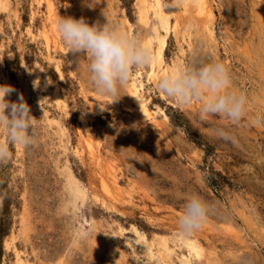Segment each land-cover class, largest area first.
<instances>
[{
  "label": "rangeland",
  "instance_id": "obj_1",
  "mask_svg": "<svg viewBox=\"0 0 264 264\" xmlns=\"http://www.w3.org/2000/svg\"><path fill=\"white\" fill-rule=\"evenodd\" d=\"M46 1L10 0L4 9L0 0V70L15 88L8 99L23 94L29 107L39 103L58 122L50 125L30 108L41 122L34 143L10 144L11 158L0 162V264H15V250L26 264H158L140 247L133 255L118 229L134 225L149 240L171 239L183 197L191 193L211 205L203 227L185 236L201 244L203 255L190 258L179 248L169 264H186L182 257L190 264H264V1L208 0L213 36L203 31L188 38L182 27L172 28L175 0H161L171 15L164 63L219 59L249 105L237 122L219 115L201 121L196 104L180 107L158 90L159 76L149 80L147 66L139 80L148 107L157 113L154 123L141 116L126 87L115 98L96 94L86 53L77 57L65 45ZM51 1L59 16L83 17L89 24L106 22L103 12L142 37L152 26L161 29L153 12L148 27L140 21L137 0ZM178 11L183 14L182 6ZM191 16L199 19L194 10ZM38 82L47 89L40 90ZM218 127L235 142L216 137ZM66 166L87 190L76 212L69 207ZM108 171L132 200L128 208L106 210L96 202L95 196L104 197L100 179ZM103 233L111 247L99 241Z\"/></svg>",
  "mask_w": 264,
  "mask_h": 264
},
{
  "label": "clouds",
  "instance_id": "obj_2",
  "mask_svg": "<svg viewBox=\"0 0 264 264\" xmlns=\"http://www.w3.org/2000/svg\"><path fill=\"white\" fill-rule=\"evenodd\" d=\"M181 6V0H175ZM106 17L89 24L85 18L58 16L56 28L65 45L72 53H86V73L93 90L101 97H118L134 78L135 71L155 62L153 49L145 39L127 31L119 23ZM186 29L196 31L197 22L189 19ZM158 90L178 106L197 105L201 121H208L219 115L232 122L239 121L248 111V97L234 88L232 76L226 64L212 59L202 64L178 65L161 74L156 83ZM15 91L13 85L0 84V162L11 158L10 144L28 147L35 141L40 119L30 113V107L23 94L16 101L8 99ZM260 122L264 123V120ZM213 134L226 141H234L230 131L223 127ZM211 205L199 194L183 197L180 212L176 218V235L188 236L198 231L207 222Z\"/></svg>",
  "mask_w": 264,
  "mask_h": 264
},
{
  "label": "bare ground",
  "instance_id": "obj_3",
  "mask_svg": "<svg viewBox=\"0 0 264 264\" xmlns=\"http://www.w3.org/2000/svg\"><path fill=\"white\" fill-rule=\"evenodd\" d=\"M257 1L262 2L264 0H257ZM46 2H47L49 13L52 16L53 21L55 23V20L59 16V13L51 0H47ZM137 3L139 6L138 16L140 18V21L146 27H148L149 21H148L147 15L149 12H153L155 17H157L159 20L161 29L165 33V35H161L160 33L161 29L157 26H152L150 28V32L149 33L147 32L145 36L143 37L145 39V42L148 43L150 47L153 49L155 56H156L155 62L149 65L148 75H149V80H151L152 78L156 76H160L161 74L166 73L170 69L178 66L176 62L178 59L175 60L173 64H170V65L164 63V60H163V53L167 46V36L170 30L169 25H170L171 15L169 16V14H167L164 11L161 0H137ZM181 6H182V13H183L182 15L179 14L178 7L176 6H174V11H172L174 18H175V23L172 28L175 32L178 31L182 27L183 28L182 35L188 38L192 36V33H195V35H197L198 33L203 32V31L204 32L206 31V33H209L210 36H213V31L210 29V19L212 17V11H211L208 0H181ZM3 7L4 9H9L10 0H4ZM192 10H194V12L196 13L199 19L191 16ZM189 19H194L197 22L196 31H189L186 29V22ZM1 33L2 31H0V34ZM53 42L57 44L56 40H54ZM178 61H180V59ZM22 64L24 63L22 62ZM139 78H141V72L138 70L135 72L134 78L127 85L126 91L129 96V99L136 105L141 116L151 121L152 123H154L157 120L154 114H157V113H154L148 107L147 104L150 99L146 98L144 94L142 93L144 85L139 80ZM0 80L2 81L3 84H10V79H9L8 74L3 73L1 70H0ZM48 82H49L48 84H53L50 81ZM38 85L40 87V90L47 89L45 88L46 84H42L41 82H38ZM30 108L32 111H36L39 114H43V116L46 118L45 120L48 121L50 125L53 123L58 124L56 120L50 119V117L47 115V112L44 111V109L39 105V103L32 104ZM159 112H160V115L163 117V119L166 120L167 117L163 113V111L159 110ZM83 126L84 128H86L84 124ZM81 130L82 129L79 130L80 133H81ZM59 131H61L62 133L64 132L62 128H60ZM88 148L91 149V151L93 150L90 143L88 144ZM93 162H95L96 165H100L101 159L95 156V158H93ZM65 170H66L65 171V184H66L65 186H66V192L68 193V196H69V207L72 209V211L76 212L79 210V205H83L84 202L87 200L88 198L87 190L73 176V174L70 172L67 166ZM100 185L104 193L103 195L104 197L102 198V196L101 197L95 196V200L96 202L97 201L100 202V204L106 210L120 211V209L128 208L129 206L132 205V200L128 199L130 197L128 198L126 197L128 194L122 190V187L119 181L117 180V178L115 177V175H113L109 171L107 172L106 177H103L100 179ZM91 227L92 225H90L89 229H91ZM118 230H119L118 232H119L120 239L126 244V246L130 248L133 255H138L137 248L140 247L146 256L157 259L158 264H169L171 262V256L179 248H186L188 252L187 255L190 258L194 257L196 259H200L203 255V248L201 244L197 240L190 239L185 236H177L174 234L172 238L169 239V238H166L165 236H159V235L154 234L156 239L160 238L159 239L160 241H158L157 243V240L155 239L149 240L146 234L139 231L134 225H132L128 230L121 228V227H119ZM228 235H230V233ZM99 241H104V242L106 241L108 243L107 245L111 247V243L109 241V235L107 233L101 234V236H99ZM14 254H15V264H26L21 259L20 253L17 250H15ZM114 254L115 253H113V255ZM181 261L186 264H190V261L189 260L187 261L186 257H182Z\"/></svg>",
  "mask_w": 264,
  "mask_h": 264
}]
</instances>
